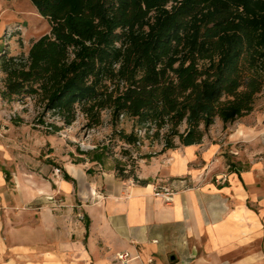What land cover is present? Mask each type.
Listing matches in <instances>:
<instances>
[{
	"label": "trees",
	"instance_id": "16d2710c",
	"mask_svg": "<svg viewBox=\"0 0 264 264\" xmlns=\"http://www.w3.org/2000/svg\"><path fill=\"white\" fill-rule=\"evenodd\" d=\"M29 1L49 31L26 57L3 53L0 96L32 100L48 134L61 125L47 117L70 126L81 115L91 129L108 111L113 138L135 147L143 129L162 153L249 114L264 88V0ZM122 117L129 132L117 128Z\"/></svg>",
	"mask_w": 264,
	"mask_h": 264
},
{
	"label": "crops",
	"instance_id": "0c3cea01",
	"mask_svg": "<svg viewBox=\"0 0 264 264\" xmlns=\"http://www.w3.org/2000/svg\"><path fill=\"white\" fill-rule=\"evenodd\" d=\"M225 128L140 157L128 178L87 177L94 171L72 162L62 167L69 180L34 179L26 190L20 178L9 190L0 171V264H264V159L232 161L241 129ZM124 251L138 258L121 263Z\"/></svg>",
	"mask_w": 264,
	"mask_h": 264
},
{
	"label": "rangeland",
	"instance_id": "374dc122",
	"mask_svg": "<svg viewBox=\"0 0 264 264\" xmlns=\"http://www.w3.org/2000/svg\"><path fill=\"white\" fill-rule=\"evenodd\" d=\"M48 31L47 19L36 11L29 0H0V57L3 53L26 57L32 42ZM4 77L0 69V88L3 87ZM35 116L36 108L32 100L19 98L7 101L0 96V171L5 170L10 177L7 181L9 190L17 189V179L20 178L25 180L26 190L33 186L34 179L41 182L58 179L62 176L64 164L78 159H84L83 163L79 162V168L94 171L87 177L100 173L117 174L120 168L124 169V173L131 174L135 172L141 155L156 156L162 147L161 142L147 139L143 129L138 132L143 141L135 147L113 138L108 111L101 113L102 123L91 129L85 127L81 115L70 126H63L57 119L47 117L46 122L55 121L61 125L53 134H48L45 127L36 126ZM131 125L130 119L122 117L117 128L129 132ZM222 127L229 128L230 132L243 130V133L238 132L241 138L230 149L232 161L245 165L249 161L264 159V88L249 114L232 123L224 124L216 120L206 134L212 133L216 137L222 132ZM245 127H252L257 132L252 133L254 130L249 131ZM85 151L90 154H80ZM95 153L103 154L102 165L90 161ZM55 202L59 204L62 200L57 197ZM26 207L34 205L29 203ZM78 218L82 217L78 215Z\"/></svg>",
	"mask_w": 264,
	"mask_h": 264
},
{
	"label": "built area",
	"instance_id": "2783aa9c",
	"mask_svg": "<svg viewBox=\"0 0 264 264\" xmlns=\"http://www.w3.org/2000/svg\"><path fill=\"white\" fill-rule=\"evenodd\" d=\"M214 182L216 183H224L227 180L226 175H221L219 177H215ZM174 191L168 187V186H159L156 189V194L165 197L166 199L170 200ZM116 260L120 261L121 263H127L132 259L138 258V255H131L129 252L124 251V252H119L116 253L115 255ZM151 261V260H149Z\"/></svg>",
	"mask_w": 264,
	"mask_h": 264
}]
</instances>
